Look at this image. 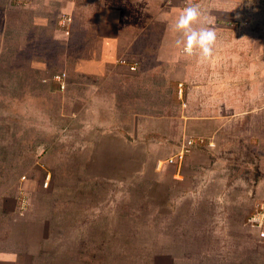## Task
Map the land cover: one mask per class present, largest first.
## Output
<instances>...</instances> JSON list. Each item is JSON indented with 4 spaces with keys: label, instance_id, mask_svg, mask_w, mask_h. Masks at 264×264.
Here are the masks:
<instances>
[{
    "label": "rangeland",
    "instance_id": "obj_1",
    "mask_svg": "<svg viewBox=\"0 0 264 264\" xmlns=\"http://www.w3.org/2000/svg\"><path fill=\"white\" fill-rule=\"evenodd\" d=\"M21 3L0 0V197L7 208L15 199L23 221L29 217L31 225L45 228L60 264H264V244L249 222L264 210V147L246 146L261 133L250 135L241 129L245 121L236 122L220 153L189 159L187 168L185 160L166 162L183 138L174 115L177 137L167 140L173 131L164 115L165 107L177 112L182 101H193L196 109L204 94L208 101H239L240 109L251 101L258 109L264 106V70L228 71L241 59L229 51L203 64L178 59L187 72H174L167 83L159 74L151 94L159 101L148 108L158 112L152 114L159 118L151 131L155 147L118 146L117 139L96 138L109 130L76 128L71 120L66 80L73 58L82 53L100 8L113 6L131 29L157 39L160 55L139 53V65L165 71L166 0ZM252 12L257 21L263 17L261 10ZM61 16L71 18L69 35L60 28ZM229 29L220 33L229 37ZM210 65L225 69L213 72ZM203 66L207 73L199 72ZM62 73L63 89L53 81ZM198 160H205L203 168Z\"/></svg>",
    "mask_w": 264,
    "mask_h": 264
},
{
    "label": "crops",
    "instance_id": "obj_2",
    "mask_svg": "<svg viewBox=\"0 0 264 264\" xmlns=\"http://www.w3.org/2000/svg\"><path fill=\"white\" fill-rule=\"evenodd\" d=\"M189 4L199 7L202 23L215 29L217 33L213 57L221 54L226 56L229 51L233 53L230 56L241 58L228 71L259 74L264 70L263 17L257 21V17L249 16L252 11H264V0H166V66L165 71L163 68L161 72L157 67H143L136 61L139 53L147 52L154 57L160 55L157 39L153 40V35L140 29H131L133 24L123 23L119 8L101 7V11L91 22V28L87 29L82 53L73 58L74 65L66 80L69 113L76 128L79 126L85 130H109L110 132L97 135L96 138L117 139L118 146L132 147L131 142H134V147L145 149V152L155 147L153 141L156 137L151 131L157 129L159 118L152 114L157 115L158 112L155 108L153 111L148 108L156 107L159 101L158 97L151 98V94L156 96L159 74L163 75L160 81L165 79L167 83L168 80H175L174 72H187V66L183 63L180 65L178 59L189 57L176 47L177 36L172 25L182 9ZM151 24L152 21L149 20L148 25ZM227 25L230 26L229 37L220 33L225 32ZM75 50H80V46ZM209 68L213 72L225 69L222 65H210ZM209 68L203 66L199 72L207 73ZM200 99L201 101L195 103L196 109L193 101H182L177 112L173 107H165L164 111L165 120L167 124L171 123L170 130L173 131L169 134L168 141L177 137L174 130L175 126L178 127V122L175 125L177 119L174 115L180 116L178 120L183 140L192 136L205 139L203 144L194 146L185 156L184 166L188 168L189 164H193L189 159L194 157L206 159L210 153H220L223 141L231 138L232 135L228 132L236 122L240 124L245 121V128L241 126V129L250 130V135L254 130L261 133L256 139L251 135L246 146L255 147L259 144L264 147V113H256L264 111V106L254 110L252 102L248 101L243 105L246 108L240 109L239 101H208L205 94ZM163 103L170 107L178 106L177 101ZM252 152L255 153L253 149ZM198 164L203 168L205 160H198ZM11 202L12 206L7 208L4 197H0V264H60L58 255L48 242L45 228L31 225L29 217L23 221L17 201L13 199Z\"/></svg>",
    "mask_w": 264,
    "mask_h": 264
},
{
    "label": "clouds",
    "instance_id": "obj_3",
    "mask_svg": "<svg viewBox=\"0 0 264 264\" xmlns=\"http://www.w3.org/2000/svg\"><path fill=\"white\" fill-rule=\"evenodd\" d=\"M202 13L195 4L184 7L174 21L175 45L189 58L195 57L200 63L208 62L214 55L217 45L215 29L202 23Z\"/></svg>",
    "mask_w": 264,
    "mask_h": 264
},
{
    "label": "built area",
    "instance_id": "obj_4",
    "mask_svg": "<svg viewBox=\"0 0 264 264\" xmlns=\"http://www.w3.org/2000/svg\"><path fill=\"white\" fill-rule=\"evenodd\" d=\"M23 3L22 6L26 5V0H21ZM58 23L60 25L61 30L64 32L65 35L70 34V24H71V18L66 16H61L58 20ZM262 31L264 32V11H263V18H262ZM53 81L58 83V87H61L63 89L64 87V81H65V74H56L53 76ZM182 85H178V94L181 98L182 96ZM205 139L198 137H187L183 140L181 148L177 153L173 156L168 157L167 163L173 164V163H180L184 160L185 156L190 152L191 149L194 148L196 145H201L205 141ZM249 222L251 225L256 229L257 238L261 243L264 244V210L262 207L258 211H256L251 218L249 219Z\"/></svg>",
    "mask_w": 264,
    "mask_h": 264
}]
</instances>
